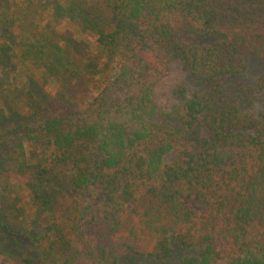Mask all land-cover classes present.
<instances>
[{
	"label": "trees",
	"instance_id": "trees-1",
	"mask_svg": "<svg viewBox=\"0 0 264 264\" xmlns=\"http://www.w3.org/2000/svg\"><path fill=\"white\" fill-rule=\"evenodd\" d=\"M22 2L0 41V263L264 264V0ZM174 61L195 90L161 109Z\"/></svg>",
	"mask_w": 264,
	"mask_h": 264
},
{
	"label": "rangeland",
	"instance_id": "rangeland-1",
	"mask_svg": "<svg viewBox=\"0 0 264 264\" xmlns=\"http://www.w3.org/2000/svg\"><path fill=\"white\" fill-rule=\"evenodd\" d=\"M24 8H29V4L26 2L21 3V0H0V41L18 44L20 39L18 38V35L25 25L24 16L26 15L28 19L31 17V13H27ZM55 33L56 36L61 39V41L66 43L67 47L72 53L79 56L85 55V46L78 44V42H80V38L82 37V33L73 32L67 22H64L61 27L55 31ZM258 73L260 72L252 69L249 71V76L253 75L254 77L259 75ZM183 86L186 88V98L194 93L195 89L193 87V83L187 79V75L182 70L180 63L177 61L171 62L164 70L162 76L159 78L155 86V100L158 107L161 109H167L173 104L178 103V90ZM3 122L4 125L9 123L6 118L3 119ZM18 134L24 138L21 130L18 131ZM14 138L15 137L13 136H1L0 134V144H2L3 147L5 144L8 145V147H11L14 144ZM28 146L33 149L32 152H36L39 149V146L36 142H34L32 145L28 143ZM14 194H16V192L10 190L8 194V200H10V203L12 202L13 205H16L17 198L14 197ZM124 260L130 264H168L167 261H159L152 258H140L133 256L127 257ZM174 261L175 259L172 258V260L169 261L171 262L169 264H173Z\"/></svg>",
	"mask_w": 264,
	"mask_h": 264
}]
</instances>
